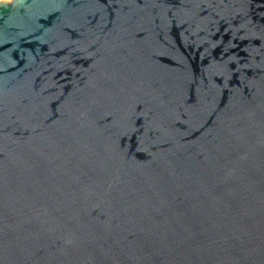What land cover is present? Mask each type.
<instances>
[{"label":"water","instance_id":"water-1","mask_svg":"<svg viewBox=\"0 0 264 264\" xmlns=\"http://www.w3.org/2000/svg\"><path fill=\"white\" fill-rule=\"evenodd\" d=\"M0 264H264V0H0Z\"/></svg>","mask_w":264,"mask_h":264},{"label":"rangeland","instance_id":"rangeland-1","mask_svg":"<svg viewBox=\"0 0 264 264\" xmlns=\"http://www.w3.org/2000/svg\"><path fill=\"white\" fill-rule=\"evenodd\" d=\"M8 1H11V0H8Z\"/></svg>","mask_w":264,"mask_h":264}]
</instances>
